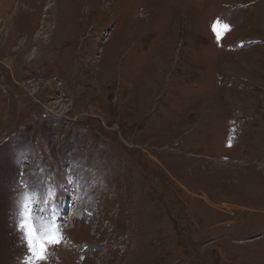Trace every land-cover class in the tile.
<instances>
[{"label":"rangeland","instance_id":"rangeland-1","mask_svg":"<svg viewBox=\"0 0 264 264\" xmlns=\"http://www.w3.org/2000/svg\"><path fill=\"white\" fill-rule=\"evenodd\" d=\"M25 218L47 264H264V0H0V264Z\"/></svg>","mask_w":264,"mask_h":264},{"label":"snow or ice","instance_id":"snow-or-ice-1","mask_svg":"<svg viewBox=\"0 0 264 264\" xmlns=\"http://www.w3.org/2000/svg\"><path fill=\"white\" fill-rule=\"evenodd\" d=\"M231 25L221 18H217L212 25V30L219 42L222 37L231 31ZM49 197H54L51 190ZM50 200H45V204H50ZM22 227L25 229L24 240L29 253L27 264H47L50 258V249L57 247L64 241V236L55 227V225H41L36 228L32 221L28 218L24 219Z\"/></svg>","mask_w":264,"mask_h":264}]
</instances>
